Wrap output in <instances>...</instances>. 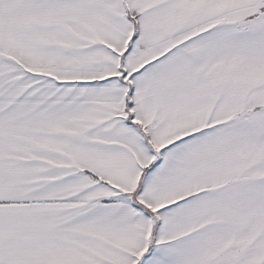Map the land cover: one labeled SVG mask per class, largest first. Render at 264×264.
<instances>
[{
  "label": "snow or ice",
  "instance_id": "obj_1",
  "mask_svg": "<svg viewBox=\"0 0 264 264\" xmlns=\"http://www.w3.org/2000/svg\"><path fill=\"white\" fill-rule=\"evenodd\" d=\"M0 264H264V0H0Z\"/></svg>",
  "mask_w": 264,
  "mask_h": 264
}]
</instances>
